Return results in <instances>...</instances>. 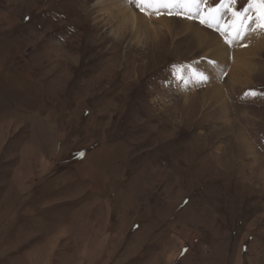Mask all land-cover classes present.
I'll return each instance as SVG.
<instances>
[{"label":"rangeland","instance_id":"obj_1","mask_svg":"<svg viewBox=\"0 0 264 264\" xmlns=\"http://www.w3.org/2000/svg\"><path fill=\"white\" fill-rule=\"evenodd\" d=\"M219 3L0 0V264H264V5Z\"/></svg>","mask_w":264,"mask_h":264},{"label":"snow or ice","instance_id":"obj_2","mask_svg":"<svg viewBox=\"0 0 264 264\" xmlns=\"http://www.w3.org/2000/svg\"><path fill=\"white\" fill-rule=\"evenodd\" d=\"M129 3L135 4V6L137 8H140L142 11L144 10L143 7H141L142 4L144 5H148L150 3L153 2V0H128ZM173 3H180V4H184V5H190L193 7H198L200 4L204 3L205 0H172ZM237 0H220V3L217 5L216 9H213L212 11H216L219 8H224L226 5L230 8L232 5L236 4ZM259 3L261 5H264V0H259ZM240 11V9H237L236 12L234 13V15L238 14ZM209 19H215V17H209L206 19H202L201 23H208ZM243 22L241 21V24ZM233 27L232 25L229 26V28ZM227 34V33H226ZM235 36H239L240 35V28L237 26L235 27ZM200 78L201 79H207L206 76H204L203 74H200ZM250 94H255L254 92L250 93ZM82 155V154H81Z\"/></svg>","mask_w":264,"mask_h":264},{"label":"bare ground","instance_id":"obj_3","mask_svg":"<svg viewBox=\"0 0 264 264\" xmlns=\"http://www.w3.org/2000/svg\"><path fill=\"white\" fill-rule=\"evenodd\" d=\"M116 1H117V3H120V1H123V3H124V6L123 7L125 8V10H128V16L131 19H133V21H135V20L137 21V19H140V20H145L146 19L147 20L148 19L147 14H149L150 17H151V13L150 12L151 11H154L156 9V1L157 0H153L152 3L146 5V8H145L146 12L144 14H141V13L137 14V13H135V10L133 9L132 6H130L127 3V0H116ZM198 9H200V8H198ZM198 9L196 10V7L191 6V11L194 12L193 14H196L195 11H198ZM226 12L227 13H225L222 10L220 12L217 11V12L213 13L212 17H215V19H217V18H220V17H225V16H227V15L230 14L228 11H226ZM230 15H233V14H230ZM215 19H212V20H215ZM190 73H191V71H189V70H185L184 71V78H186V81H188L189 79H191V78H189V74Z\"/></svg>","mask_w":264,"mask_h":264}]
</instances>
